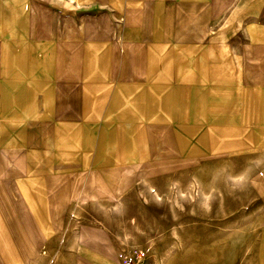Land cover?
<instances>
[{"label": "crops", "instance_id": "obj_1", "mask_svg": "<svg viewBox=\"0 0 264 264\" xmlns=\"http://www.w3.org/2000/svg\"><path fill=\"white\" fill-rule=\"evenodd\" d=\"M263 15L264 0H0L2 263L36 257L85 194L221 159L264 264ZM99 240L83 249L119 263Z\"/></svg>", "mask_w": 264, "mask_h": 264}, {"label": "rangeland", "instance_id": "obj_2", "mask_svg": "<svg viewBox=\"0 0 264 264\" xmlns=\"http://www.w3.org/2000/svg\"><path fill=\"white\" fill-rule=\"evenodd\" d=\"M164 167L156 164L137 171L118 192L102 188L95 194H81L54 238L43 244L36 257H26V264H79V257L88 256L82 245L88 236L100 239L116 258L122 250L141 249L146 264H257L256 228L246 225L245 217L239 224V201L245 202L246 193L240 191L237 178L229 177L232 164L216 159ZM229 181L231 196L228 187L226 191ZM7 213V221H12ZM22 219L27 221L25 216ZM14 221L19 226L11 225L13 236L23 251L26 243L18 239L28 238L31 226L21 219ZM5 227L0 224L2 236L9 234Z\"/></svg>", "mask_w": 264, "mask_h": 264}, {"label": "built area", "instance_id": "obj_3", "mask_svg": "<svg viewBox=\"0 0 264 264\" xmlns=\"http://www.w3.org/2000/svg\"><path fill=\"white\" fill-rule=\"evenodd\" d=\"M120 264H146L145 251L135 248L132 250H122L118 254Z\"/></svg>", "mask_w": 264, "mask_h": 264}, {"label": "bare ground", "instance_id": "obj_4", "mask_svg": "<svg viewBox=\"0 0 264 264\" xmlns=\"http://www.w3.org/2000/svg\"><path fill=\"white\" fill-rule=\"evenodd\" d=\"M85 250L88 251V256H89L90 260H93L96 263H99V264H119V263H110L105 257L99 255L98 253L91 251L89 249H85ZM103 259L105 261H103Z\"/></svg>", "mask_w": 264, "mask_h": 264}]
</instances>
